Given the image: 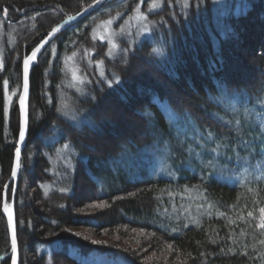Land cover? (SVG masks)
Segmentation results:
<instances>
[{"label": "trees", "instance_id": "obj_1", "mask_svg": "<svg viewBox=\"0 0 264 264\" xmlns=\"http://www.w3.org/2000/svg\"><path fill=\"white\" fill-rule=\"evenodd\" d=\"M93 1L0 0V256L10 250L2 197L19 137L24 58ZM214 2L114 0L41 53L15 197L20 264H83L72 246L131 264H264V168L251 159L252 150L264 154V0ZM139 13L146 23L137 32ZM108 19L123 31L114 57L94 36ZM248 23L260 29L252 34ZM249 33L257 71L240 56ZM5 80L7 95L16 93L10 104ZM88 190L104 211L81 215ZM76 229L142 230L140 247L170 245L171 259H149L117 239L93 244Z\"/></svg>", "mask_w": 264, "mask_h": 264}, {"label": "rangeland", "instance_id": "obj_2", "mask_svg": "<svg viewBox=\"0 0 264 264\" xmlns=\"http://www.w3.org/2000/svg\"><path fill=\"white\" fill-rule=\"evenodd\" d=\"M214 5H217V3H221L224 4V2L226 0H214ZM91 4V3H90ZM237 8H240L241 6H239V4L236 5ZM159 7V6H158ZM158 7H154V8H158ZM223 7V6H221ZM146 15V14H145ZM142 13H139L137 16H134L133 19H131V22L135 21L136 24V31L138 32L139 29L143 26V22L146 23L145 21V16ZM103 21V20H102ZM111 23H113V21H110V19H108V21L105 22H100L95 29V33L94 36L95 37H99L101 39H103V41L108 43V50H107V55L114 57V53L113 52V48L115 43L117 44V40L120 38V36H122L123 31H118L115 30L113 31V27L112 28H108L109 25H111ZM134 24V25H135ZM253 24V23H252ZM248 24H245L246 28L249 29L251 31L252 34H254V32L258 31L260 29V27L258 26V23L252 26ZM119 24H117L116 26H118ZM262 30V29H261ZM247 34L245 35V41L247 42V44L243 47L245 49L241 50L240 52V56H242L244 59H247V62L249 61V68L253 71H257V65L254 64V66L251 63V58L254 57L253 56V52H254V48H256L254 46V42H255V37L251 34ZM139 36L141 37V35L139 34ZM138 37V38H140ZM105 39V40H104ZM250 44V45H249ZM118 45V44H117ZM84 51V49L82 50ZM81 55L78 54L75 56V58L77 57V59H79ZM70 63V62H69ZM86 64L87 67L89 69L94 68L95 64H94V60H86ZM65 66H67V69L71 72V74L73 75L74 78H78V73L75 70H71V68L65 64ZM242 69V68H241ZM79 72V71H78ZM77 73V74H76ZM72 79V78H71ZM73 84H76V81H71ZM14 93V92H13ZM13 93L8 92L7 98L11 97V101L13 100ZM9 104V102H8ZM262 135H257V137H261ZM260 139V138H259ZM261 140L263 141L262 143H264V138ZM24 151V150H23ZM251 159L254 160V164L258 163V166H260V169L264 168V154L263 156L260 154L258 156V154H256V152L254 150H252L251 152ZM255 156V157H253ZM249 161V160H248ZM257 161V162H256ZM241 167V166H240ZM238 171H241V168L238 169ZM85 198L88 202H86L87 204H85L86 206L84 207V209L81 212V215H92L95 212H99V211H104V209L106 208V204L104 201H93L90 197H92V192L90 190L85 191ZM9 202V201H8ZM10 203V202H9ZM97 205H99L100 207H97ZM78 230V233H80V235H90V236H94V238L96 239V241H102L101 243H108L106 241H109V239H117L120 242H122V244L126 247L129 248L131 250H135V251H139V249H143L142 254H144L146 257H148L149 259H160L161 262L164 261H168L170 260L169 257V248L170 245H168V249L167 252L165 250H161L159 252H156L154 250H152V248L150 247H146V248H142L140 247L138 241H136L134 239V237H139L140 239H142V241H147V239H144L147 237L148 234H146L145 231L142 230H133V231H129L127 229H122V232H125V234H123L122 232H118L120 235H122L121 237L118 235V233H112V235L110 236V230H104L101 231L99 233H96L93 235L91 233L90 229H76ZM101 243H99L101 245ZM69 253L71 254V256L76 257L79 261H81L83 264H131L129 261H126L125 259L121 258V257H116L113 255H109L107 253H97V252H90V253H82L80 252L77 247L72 246V248H70ZM78 251V252H77ZM82 253V254H81ZM5 255V254H4Z\"/></svg>", "mask_w": 264, "mask_h": 264}, {"label": "water", "instance_id": "obj_3", "mask_svg": "<svg viewBox=\"0 0 264 264\" xmlns=\"http://www.w3.org/2000/svg\"><path fill=\"white\" fill-rule=\"evenodd\" d=\"M112 1H114V0H95L91 4H89L88 6H86L84 9H82L81 11H79V12L73 14V15L67 16L61 22H59L57 25H55L53 27V29H56L55 32H53V29H52L46 36H44L39 41V43L27 55V56H30L31 53H32V51L34 49H36V48H39L40 49V51L37 53L36 59L29 66V89H28V96H27V99L25 101L26 111H27V128H26V133H25V139H24V141L21 142L20 141V138L18 137V142H17V146H16V148L19 147L20 150H21V160H22V154H23V150H24L25 145H26V141H27V138H28V132H29V112H30V97H31V76H32V71H33L35 65L37 64L38 59H39L41 53L49 45V43L51 41H53L60 33L64 32L66 29H68L73 24H75L78 21L84 19L88 15L92 14L96 10L100 9L101 7H103L106 4H109ZM23 64H24V61H23ZM22 92H23V66H22V86H21L20 95L22 94ZM19 103H20V101H19V98H18V107H19ZM14 165H15V155H14V160H13V166ZM19 173H20V169L18 170L17 176L15 178H13L12 175H11L10 178L8 179L7 183L5 184V185L10 186L12 182L14 183L15 192L13 193L12 200H11V202L9 204L12 206L13 226L15 228L16 242L17 243H16V252L13 253L12 243H11V240H12V230L9 229V227H8L9 236H10V250H9V252L7 254L0 256V262L6 260L8 258H10L11 259V263L10 264H13V258H15V264H20L19 245H18V238H17V220H16V214H15V197H16V189H17V184H18ZM7 192H8V189H5L4 188L3 197H4V194L7 193ZM3 197H2V212H3V214L5 215V217L7 219V214L4 213V211H3ZM7 223H8V220H7Z\"/></svg>", "mask_w": 264, "mask_h": 264}, {"label": "snow or ice", "instance_id": "obj_4", "mask_svg": "<svg viewBox=\"0 0 264 264\" xmlns=\"http://www.w3.org/2000/svg\"><path fill=\"white\" fill-rule=\"evenodd\" d=\"M155 7V5H153ZM6 14L7 9L3 10ZM56 29H53V32H55ZM40 51L39 48H36L32 51L30 56H27L24 58V64H23V92L19 96V118H20V127H19V138L20 141L23 142L25 139V133L27 128V111H26V105L25 101L28 96V89H29V66L30 64L36 59L37 53ZM7 86L8 81H4V87H5V95L7 96ZM13 95H16V93H13ZM9 104L11 103V97H8ZM9 112V108L6 105L4 107V114L7 115ZM21 150L19 147L15 150V165L11 169V175L13 178L17 176L18 170L21 168ZM8 185H4L5 189H8ZM13 193L15 192V189L11 190ZM97 207H100L97 205ZM3 211L7 214V220H8V227L12 230V250L13 253L16 252V234H15V228L13 226V213H12V206L8 202V193L4 194L3 197ZM261 213H264V209H260ZM251 215V213H249ZM264 219V217H262ZM260 227L264 228V223L260 225ZM93 244H99L100 241H92ZM13 264H15V258H13Z\"/></svg>", "mask_w": 264, "mask_h": 264}, {"label": "bare ground", "instance_id": "obj_5", "mask_svg": "<svg viewBox=\"0 0 264 264\" xmlns=\"http://www.w3.org/2000/svg\"><path fill=\"white\" fill-rule=\"evenodd\" d=\"M89 16V15H88Z\"/></svg>", "mask_w": 264, "mask_h": 264}]
</instances>
